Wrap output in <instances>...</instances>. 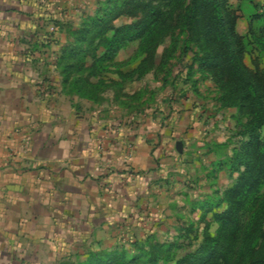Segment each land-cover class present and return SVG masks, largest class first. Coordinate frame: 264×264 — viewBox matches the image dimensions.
<instances>
[{
	"label": "crops",
	"instance_id": "0c3cea01",
	"mask_svg": "<svg viewBox=\"0 0 264 264\" xmlns=\"http://www.w3.org/2000/svg\"><path fill=\"white\" fill-rule=\"evenodd\" d=\"M96 1L0 0V264L30 262L35 243L49 251L66 237L113 239L130 216H162L178 183L189 196L177 175L189 167L188 138L200 141L205 129L198 110L177 115L172 104L166 120L141 125L88 115L76 104L90 102L61 92L56 62L67 38L58 28L48 46L49 15L80 17ZM163 154L173 157L164 166Z\"/></svg>",
	"mask_w": 264,
	"mask_h": 264
},
{
	"label": "trees",
	"instance_id": "16d2710c",
	"mask_svg": "<svg viewBox=\"0 0 264 264\" xmlns=\"http://www.w3.org/2000/svg\"><path fill=\"white\" fill-rule=\"evenodd\" d=\"M238 1L100 0L78 26L63 27L68 37L57 54L56 71L67 97L100 105L112 90L120 102L130 97L127 83L152 73L162 74L174 90L180 84L181 93L191 89L198 97L199 82L212 81L218 111L235 110L229 163L237 177L221 195L192 203V211L200 212L201 233L189 223L171 241L148 238L135 243L132 252L119 246L98 249L84 260L66 258L58 264H264V9L255 0ZM241 11L249 17L246 34L238 29ZM49 20L60 26L54 16ZM46 37L49 46L52 38ZM135 42L142 58L133 71L124 72L117 57ZM179 57L189 58L185 75L170 82ZM185 243L193 248L180 254Z\"/></svg>",
	"mask_w": 264,
	"mask_h": 264
},
{
	"label": "rangeland",
	"instance_id": "374dc122",
	"mask_svg": "<svg viewBox=\"0 0 264 264\" xmlns=\"http://www.w3.org/2000/svg\"><path fill=\"white\" fill-rule=\"evenodd\" d=\"M98 1L100 0L95 2V7L91 9L92 11L95 10ZM233 3L238 5L239 1L233 0ZM255 4L259 6L260 11L264 9V0H255ZM243 8L247 9L248 5L244 4ZM54 14L56 13L54 12ZM54 14L52 15L54 16ZM85 14L86 13H81L80 17L75 16V18H68L63 22L61 20L59 21L57 16H54L55 19L59 21L60 26L57 27L53 23L52 25L54 27L52 26L53 28L50 29L47 34L49 33L48 35H50L51 38L57 39L56 33L61 28L63 30L64 26L66 28L70 25L78 26ZM240 16L238 29L241 34H246L249 29V17L243 11L240 12ZM255 27L256 29L259 28L257 25H255ZM58 28L60 29L58 30ZM63 31H61V34L67 38V31ZM162 51L163 48L160 49V53H162ZM57 52L53 53L57 54ZM141 58L142 55L139 53V45L135 42L127 49L120 52L117 61L119 67L124 72H131L137 67ZM188 61L189 58L183 57H179L173 61L171 66L173 67V76L170 78V82L175 76H180V79L183 78L185 75L184 66ZM246 62L252 67L250 55L247 56ZM109 77L117 79L116 75L111 74ZM181 88L182 86L179 84L177 90H174L169 83L163 80L162 74L156 75L152 73L140 81L127 83L125 92L130 97H123L120 102H115L113 91L108 90L105 93V101L100 105L91 102L90 105H82L80 102L76 105H81V109L86 111L88 115H91L92 112L100 111L101 117H108L111 115L116 121L126 120L131 123L140 119L141 125H146L151 120L162 118L166 120V117L163 116V112H168L167 108L172 104L176 107L173 111L176 112L177 115L186 111H191V108L198 110V113L194 115L195 119L204 118L206 125L203 127L205 129L198 134L201 138L200 141H197L195 138L196 136L189 140V136L186 135L188 132L184 133L182 136L183 139L188 138V142L191 144L188 153L189 158L187 159V165H189V167H187V171L181 172L183 176L177 175V177L181 178L180 181L185 180V177L187 178L189 182L187 186L189 196L185 197L184 191H181L182 185L178 183L177 189H174L172 192V198L176 201H172L170 205L159 210L162 216H149L147 211L144 212L145 217L141 220L134 217V215L132 217L130 216L128 218L131 220L122 222V224L119 225L114 224L116 228L111 231L114 234L113 239L84 237L72 239L66 237L58 241V243H61L60 246L55 245L56 249L52 248L49 251L44 245L35 243L30 258H28L30 262L25 264H58L66 258L84 260L87 254L92 250L111 249L117 246L126 248L129 252H132L135 243L140 242L144 244L148 238L162 242L176 239L180 235V228L188 226L189 223H195L200 227L199 231L201 233L203 224L199 222L200 212L198 210L192 211V203L200 201L209 195H221L226 189L234 185L237 177V173L232 169L229 163L231 150L234 146L230 144L229 140L233 139L235 134L234 128L236 123L232 119V115L235 111L226 110L219 112L216 110L214 98L217 95V91L214 83L210 80H202L199 82V97L195 95L191 89H187L185 95H181L183 94L181 93ZM182 96H187L190 102L184 103ZM208 111L211 113H208ZM199 115L200 117H198ZM186 117L187 116H185V118ZM190 129H196L195 124L194 126L190 124L188 130ZM162 158H166L165 161L162 162L164 166L169 163L170 159L173 157L163 154L161 159ZM213 168L214 171H212ZM62 224L64 223H61L60 226H63ZM215 228L214 226L213 230H215ZM50 242L55 243L56 240L53 239ZM181 242H183V239ZM192 248L191 245L185 243V248L180 251V254H185L192 250Z\"/></svg>",
	"mask_w": 264,
	"mask_h": 264
},
{
	"label": "water",
	"instance_id": "95a60500",
	"mask_svg": "<svg viewBox=\"0 0 264 264\" xmlns=\"http://www.w3.org/2000/svg\"><path fill=\"white\" fill-rule=\"evenodd\" d=\"M176 150L179 154H183L185 150V143L183 141H178L176 143Z\"/></svg>",
	"mask_w": 264,
	"mask_h": 264
},
{
	"label": "built area",
	"instance_id": "2783aa9c",
	"mask_svg": "<svg viewBox=\"0 0 264 264\" xmlns=\"http://www.w3.org/2000/svg\"><path fill=\"white\" fill-rule=\"evenodd\" d=\"M16 152H17L16 150H13V151L11 152L12 157L14 156V154H15Z\"/></svg>",
	"mask_w": 264,
	"mask_h": 264
}]
</instances>
